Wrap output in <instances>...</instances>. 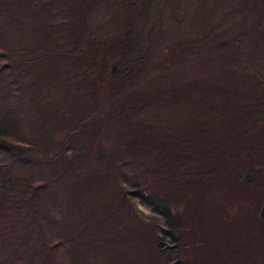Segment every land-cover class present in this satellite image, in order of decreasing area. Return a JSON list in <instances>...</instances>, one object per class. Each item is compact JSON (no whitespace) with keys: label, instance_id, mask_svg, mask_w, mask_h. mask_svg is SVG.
<instances>
[{"label":"trees","instance_id":"16d2710c","mask_svg":"<svg viewBox=\"0 0 264 264\" xmlns=\"http://www.w3.org/2000/svg\"><path fill=\"white\" fill-rule=\"evenodd\" d=\"M100 1L0 0V61L4 63L0 74H15L4 84L0 81V91L8 88V99L13 90L22 96L32 93L28 104H35L38 84L31 89V85L21 86L22 82L32 73L44 80L50 75L45 66L52 62L56 72L52 83L60 89L55 99L43 100L49 110L53 107L42 128L45 135L38 133L34 121L48 113L36 109L23 117L16 112L23 100L15 102L16 110L0 121V264H33L42 254L50 256L49 264H83L73 251L90 246L113 251L112 261L118 264H235L231 258L238 259L249 244L255 246L264 238V178L259 177L264 174V145L258 146L264 140V98L254 100L252 95L254 90L263 93V88L252 87L246 95L217 88L210 79H204L202 87L188 83L151 90L129 83L111 96L117 98L123 90L124 101L105 102L114 85L131 80L139 68L146 73L148 63L139 52L142 16L135 8L126 11L128 27L107 49L102 48L108 43L92 40L86 19ZM133 3H127V10ZM17 18L23 24L42 18L47 29L41 24L35 28L50 34L38 46L6 45L7 31ZM53 34L57 37L52 38ZM49 44L56 48L44 47ZM30 54L36 56L29 58ZM0 101L6 105L3 94ZM176 105L234 122L243 130L188 139L133 120L141 109ZM24 126L28 128L23 130ZM249 126L258 127L255 134L246 133ZM24 133L36 140L32 144L22 140ZM36 141L55 147L45 155L35 150ZM30 159L46 165L63 160L64 168L52 180L21 181L13 167L25 170L32 164ZM103 179L115 186L106 199L94 191V184ZM59 185L81 196L83 191H93L84 207L101 208L98 214L90 211L71 237L60 233L62 226L49 236L37 222V215L49 224L70 213L73 199L61 203L47 195L50 186ZM37 197L45 202L42 213L36 209ZM128 197L137 199L156 218L149 224L130 221ZM231 199H237L241 207L261 208L257 215L227 220L225 204ZM26 219L31 223H23ZM246 220L251 226L243 224ZM36 238L39 243L31 246Z\"/></svg>","mask_w":264,"mask_h":264},{"label":"rangeland","instance_id":"374dc122","mask_svg":"<svg viewBox=\"0 0 264 264\" xmlns=\"http://www.w3.org/2000/svg\"><path fill=\"white\" fill-rule=\"evenodd\" d=\"M128 2L134 3L131 7L128 6L127 10ZM132 8L141 11L140 16H142V19L138 24L141 43L139 52L140 55L144 53L147 56V70L146 73H143L142 69L139 68L131 80L125 81L124 84L114 85L107 92L105 102L124 101L125 96L122 97V94L125 91L123 90L118 92L117 98L111 96L114 91L120 90L122 86L129 83V85L138 88L151 90L153 88L165 89L188 83L202 87L204 79L208 81L210 79L211 83L217 88H223L238 94L242 92L250 95L249 90L252 91V87L263 88L260 91L263 93L259 94L253 89L256 94L252 93V95L255 98L254 100L264 98V0H145L141 3L138 0H102L90 10L86 19V29L92 40L99 39L108 43L102 49H107L109 42L112 40L111 44L116 42L128 27L126 11H131ZM176 13L180 14L178 21L174 19ZM37 24H41L43 28L47 29L42 18L29 20V24H23L17 18L15 24L11 25L7 31L6 45H11L16 49L38 46L42 38L49 35L50 32L41 27L35 28ZM51 36L52 38L57 37L54 34ZM44 47L47 49L56 48L53 44ZM220 54H223V58L216 59L215 57ZM35 56L36 54H30L29 58ZM19 57L21 60H25L24 56ZM53 64L52 62L49 66H45L50 75H46L44 80H41V77L36 73H32L33 75L30 78L26 77L22 82L21 86L29 87L31 85L29 87L31 89L38 84L39 87L36 92L40 95L35 104H28V100L33 99L32 93L29 96L24 93V96H22L18 93L15 94L13 90L11 98L8 99L5 94L9 89L5 88L0 91V98L3 94L6 100V105L2 104L3 101H0V121L6 120L8 115L13 112L14 106H17L14 105L15 102L23 100L21 106H17L20 107L18 111L15 109L23 117L29 116V111L36 109L41 112L45 110V115L48 113L46 117L34 121L35 128H39L38 133L45 135V130L42 128H45L43 125L53 107H50L49 110L43 102L52 98L55 99L56 96L60 95V89L52 83L55 81L56 73ZM0 65H4L3 61H0ZM11 67L12 65H9V68ZM60 69H63L62 65H60ZM12 75H15L14 71ZM12 75H8L6 71L1 72L0 81L4 84L5 80L8 81L13 77ZM93 75H95L94 71L92 77H94ZM131 92L132 94L135 93L134 90ZM133 120L142 124H153L166 132L188 139H194L199 134L212 135L218 131L228 132L237 129L228 132L231 133L243 130V128H237L234 122L212 118L197 109L184 107L183 105L173 107L152 106L141 109L133 117ZM26 121L28 125L29 118ZM249 127L246 133L251 134L254 132L255 134L258 127ZM26 128L28 127L24 126L23 130ZM21 139L30 141V144L36 140L26 135V133L21 136ZM259 143L258 146L261 147L264 145V140L262 139ZM34 146L37 148L36 151L48 155L55 144L36 141ZM63 168V160L50 165L32 160L30 167L25 170L19 166L13 167V173L24 182L37 177L52 180L61 173ZM259 177L264 178V174L260 173ZM125 184L127 186L128 183L125 182ZM114 187L109 180L103 179L101 182L94 184V191L101 193L100 198L106 199L108 192L111 193ZM47 190V195L55 197L57 202L66 203L67 199H73V206H70L68 212L73 213L77 209L72 217H70V213L66 217L61 215L58 221L49 224V221L44 222L37 215L38 226L45 234L49 233V236H51L50 232L53 230H56L57 233L60 226H62L60 231L62 235L73 236L81 222L89 218V216L87 218V215L91 213L90 211L98 214L96 212L101 209L95 211L84 207L85 203L91 201L93 191H83L81 196V192L74 193L75 190H70L69 187L63 185L50 186ZM129 199L132 205L130 221L136 222L138 220L149 224L153 218H156L148 208L140 205L137 199ZM35 204H37L36 209L39 212L44 209L45 202H42V199L37 197ZM51 204L57 205L55 202H51ZM240 205L242 203L237 199H231L229 204H225L227 220H230L233 216V218L238 219L242 217V214L243 216L257 215L261 208L260 205L258 208L250 205L241 207ZM27 219L23 223H31V220L27 221ZM246 222L243 221L245 226H251V221L246 220ZM24 230L20 229L21 233ZM26 231L28 232V230ZM45 239L47 241L48 237L46 236ZM246 241L249 242V239H246ZM38 243L39 239L36 238L31 242V246ZM98 243L96 242V244ZM253 245L254 242L247 246L249 248L245 246L242 255H239L238 259L231 258L230 261L235 264H264V238L259 239L255 246ZM96 247L90 246L88 250L81 249V251L74 250L73 254H78L75 255L80 257L78 262L82 259L81 263L83 264H118V262L112 261L115 254L113 251L105 253L106 250H98ZM48 257L50 256L44 254L37 256L33 260V264H49V260L52 259ZM62 260L66 263V258Z\"/></svg>","mask_w":264,"mask_h":264},{"label":"water","instance_id":"95a60500","mask_svg":"<svg viewBox=\"0 0 264 264\" xmlns=\"http://www.w3.org/2000/svg\"><path fill=\"white\" fill-rule=\"evenodd\" d=\"M179 18H180V14H179V13H176L175 16H174V19H175L176 21H178Z\"/></svg>","mask_w":264,"mask_h":264}]
</instances>
